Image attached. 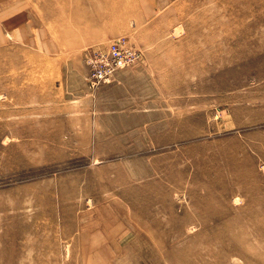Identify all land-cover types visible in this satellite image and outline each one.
Masks as SVG:
<instances>
[{
	"label": "rangeland",
	"instance_id": "obj_1",
	"mask_svg": "<svg viewBox=\"0 0 264 264\" xmlns=\"http://www.w3.org/2000/svg\"><path fill=\"white\" fill-rule=\"evenodd\" d=\"M0 264H264V0H0Z\"/></svg>",
	"mask_w": 264,
	"mask_h": 264
},
{
	"label": "built area",
	"instance_id": "obj_2",
	"mask_svg": "<svg viewBox=\"0 0 264 264\" xmlns=\"http://www.w3.org/2000/svg\"><path fill=\"white\" fill-rule=\"evenodd\" d=\"M138 53L124 46L123 41L116 40L106 49H95L85 55L88 67L87 82L91 87H97L113 80L116 71L133 63Z\"/></svg>",
	"mask_w": 264,
	"mask_h": 264
}]
</instances>
